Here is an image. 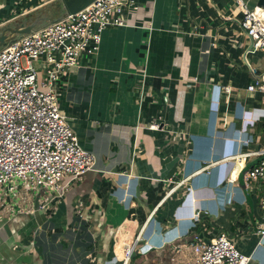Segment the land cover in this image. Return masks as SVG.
Here are the masks:
<instances>
[{"label":"crops","instance_id":"crops-1","mask_svg":"<svg viewBox=\"0 0 264 264\" xmlns=\"http://www.w3.org/2000/svg\"><path fill=\"white\" fill-rule=\"evenodd\" d=\"M16 1L0 0V28L47 0ZM242 1L254 9L262 0ZM233 2L145 0L128 26L103 33L60 100L95 168L51 219L0 223V264H121L113 247L117 236L126 251V228H144V251L130 264H185L193 243L222 235L249 264H264V185L244 178L264 159V93L248 90L244 57L261 69L262 55L247 54L252 41ZM145 67L154 102L140 107ZM159 117L161 129L150 130Z\"/></svg>","mask_w":264,"mask_h":264},{"label":"built area","instance_id":"built-area-1","mask_svg":"<svg viewBox=\"0 0 264 264\" xmlns=\"http://www.w3.org/2000/svg\"><path fill=\"white\" fill-rule=\"evenodd\" d=\"M143 1L95 0L81 12L18 38L0 50V223L19 214L37 212L51 219L66 191L94 170V154L81 146L68 117L62 113L61 94L72 71L87 67L99 53L103 33L128 26L129 18ZM233 3L242 15L241 31L252 41L247 54L262 55L261 69L244 57L254 78L248 90L264 93V0L254 9L242 0ZM23 4L21 0L15 2L18 9ZM147 79L145 67L136 88L140 107L149 100L154 102ZM222 90L230 94L232 88L225 86ZM161 122L163 117L149 125V129L159 131ZM177 136L188 140L185 133ZM245 180L247 185H264V159L246 173ZM261 191L260 207L264 212V187ZM200 216L198 212L195 218L199 220ZM126 233V251L118 253L117 236L113 247L121 264H130L139 250L144 251L139 249L144 228L135 234L126 228ZM191 248L185 264L251 261L225 235L209 242L198 241Z\"/></svg>","mask_w":264,"mask_h":264},{"label":"water","instance_id":"water-1","mask_svg":"<svg viewBox=\"0 0 264 264\" xmlns=\"http://www.w3.org/2000/svg\"><path fill=\"white\" fill-rule=\"evenodd\" d=\"M62 5L63 13L56 19L38 16L29 24L15 23L13 26L4 27L0 32V50L13 44L18 38L31 35L38 31L42 23L55 24L63 20L66 16L75 15L86 7L90 6L95 0H59ZM263 3V0L261 1ZM263 160V159H262ZM246 176V174H245ZM245 178V177H244Z\"/></svg>","mask_w":264,"mask_h":264},{"label":"rangeland","instance_id":"rangeland-1","mask_svg":"<svg viewBox=\"0 0 264 264\" xmlns=\"http://www.w3.org/2000/svg\"><path fill=\"white\" fill-rule=\"evenodd\" d=\"M34 5H35V6H33L34 9L29 10L30 12L28 14H25L23 16H19L18 18H16L15 21H11V22L5 24L4 26H2L0 28V32L4 27L13 26V24H15V23L29 24L32 21H34L38 16L56 19V18L60 17L63 13L62 5H61L59 0H47L46 2L45 1L41 2L40 5H38L37 2H35ZM48 25H49L48 22H44V23H42L40 28H44ZM141 247H142V245L140 244L139 249Z\"/></svg>","mask_w":264,"mask_h":264}]
</instances>
